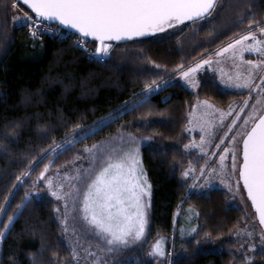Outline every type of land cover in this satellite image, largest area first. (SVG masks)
Instances as JSON below:
<instances>
[{
    "label": "trees",
    "instance_id": "trees-1",
    "mask_svg": "<svg viewBox=\"0 0 264 264\" xmlns=\"http://www.w3.org/2000/svg\"><path fill=\"white\" fill-rule=\"evenodd\" d=\"M12 3L0 0V232L9 223L0 239V264H33V255L36 264L71 263L55 201L43 192L40 173L45 165L48 171L69 167L87 147L121 133L155 140L138 148L150 185L146 230L121 264H168L171 256V264H241L243 258L226 248L183 247L196 237L229 236L241 224L242 211L228 205L221 190L190 187L183 171L197 168L200 158L186 152L181 139L196 97L226 108L246 92L222 88L205 64L189 79L177 75L244 30L264 26V0H218L211 17L167 34L109 43L100 62L73 46L75 35L31 38L25 22L14 25ZM153 81L151 89L145 87ZM159 237L166 241L162 257L150 252Z\"/></svg>",
    "mask_w": 264,
    "mask_h": 264
},
{
    "label": "rangeland",
    "instance_id": "rangeland-1",
    "mask_svg": "<svg viewBox=\"0 0 264 264\" xmlns=\"http://www.w3.org/2000/svg\"><path fill=\"white\" fill-rule=\"evenodd\" d=\"M13 11L15 14L14 25L24 23L23 20L16 19V17L24 16L21 10L14 7ZM170 29L167 28L161 33L167 34ZM248 31L256 33L258 39L264 40V35L260 34L257 27L248 28L241 32V35H246ZM239 37L236 39H239ZM247 43H252L251 38ZM219 51L220 49L208 57L207 60L210 63L205 64L203 69L213 74L222 88L236 92H246V95L234 100L226 108H218L200 97L195 98L193 106L188 112L181 147L186 152L195 153L200 159L198 167H187L183 173L187 170L188 175L183 174V176L190 181V187L194 190L218 189L225 192L227 204L241 209L242 222L227 237L221 239L196 237L195 244H184L183 247L186 250L197 249L205 252L219 251L226 248L243 258L241 264H264V232L257 224L238 177L241 140L253 121L264 111V79H262L264 77V63H259L264 61V54L250 51L247 48L241 50L239 47L235 48L236 55H233V50L217 55ZM247 61H256L259 66L253 67L247 64ZM249 69L252 71V79L248 85L238 87L234 79L229 80V77L234 78L237 72L246 76ZM157 88L155 86L153 90H157ZM151 93L152 91L147 92L144 97ZM203 101H207L208 105L213 107L209 108L208 105L202 103ZM222 113L224 114L223 119H221ZM208 120L212 121L211 136L208 135L207 131H201V126ZM234 120L235 123H233ZM202 135L205 136L206 141H210L203 144L205 149L203 152L199 147ZM233 137H235V140H233ZM144 141L154 143L155 140L153 138L142 139L135 134L121 133L106 141L87 147L86 149L90 151L85 150L83 156L73 165L56 171L47 170L44 171L43 177L40 176V182L44 186L43 192L55 201L56 217L61 227V239L70 251L74 248L78 254L76 257L72 255L70 264H121L143 239L144 234L139 240H132L126 245H109L104 234L98 232L95 226L90 223V217L85 218L83 198L88 185L91 184L92 180L107 163H115L122 159L125 153L138 150L139 145ZM186 144L191 146L185 148L184 145ZM225 148L229 149L228 153H224ZM232 150H235L237 170L235 174L227 175L228 172H231ZM222 153L225 155V175L211 174L208 169H219ZM202 168L204 169L203 175L201 174ZM137 174L143 176V173L138 172ZM205 177L210 178V184H208ZM48 180L52 181L51 189L47 183ZM206 184H208L207 187H205ZM53 191L58 192L59 196H53ZM65 200H67V207L65 206ZM143 203L146 205L147 219L150 195L145 194ZM186 222L187 220H183L182 224L184 225ZM8 225L9 223L7 227L4 226L1 230L3 234ZM2 236H0V239ZM193 237H195V234ZM157 240L160 241L165 252L166 241L163 237H159L152 243L150 252L152 255L162 257L152 251V246ZM228 240L231 242L225 245ZM173 258L174 256L169 257L168 264H171Z\"/></svg>",
    "mask_w": 264,
    "mask_h": 264
},
{
    "label": "snow or ice",
    "instance_id": "snow-or-ice-1",
    "mask_svg": "<svg viewBox=\"0 0 264 264\" xmlns=\"http://www.w3.org/2000/svg\"><path fill=\"white\" fill-rule=\"evenodd\" d=\"M23 3L30 5L35 19L29 17L27 13L23 17H16V19L23 20L25 24L34 25L30 32L33 38L38 37L42 21L58 20L61 24L77 30L79 37L75 44L83 45V38L86 36L95 37L99 41L95 52L102 57L109 52L111 47L106 43V40L142 36L149 32L163 31L165 27H172L174 24H181L184 21H196L211 17L217 9L218 0H23ZM12 6H16L15 0H13ZM220 6L223 7V4L221 3ZM251 24L252 22H250ZM253 26L259 29L260 34L264 35V26L261 24ZM59 35L67 38L70 33L62 32ZM249 38H251V44L247 43ZM236 47L264 54V40L258 39L256 33L248 31L246 35H241L239 39H234L226 47H222L217 55L229 50H233V55H236ZM208 63L210 61L202 60L194 67L188 68L182 75L189 79L190 73H195L201 65ZM246 63L258 67L259 63H264V61L259 63L247 61ZM233 79L238 87L248 85L252 79V71L249 69L246 76L237 72L234 78L229 77L230 81ZM154 84L153 81V84L145 85V87L151 89ZM202 103L208 105L207 101ZM208 107L213 106L208 105ZM223 115L222 113L221 119H223ZM245 119L247 120V118ZM211 128L212 121L208 120L201 126V131H207L211 136ZM205 142L210 141H206L205 136L202 135L199 145L202 152L205 151L203 147ZM190 146V144L184 145L185 148ZM85 150L90 151L89 149ZM228 152L229 149L225 148L224 153ZM224 161L225 155L222 153L219 169H208V171L214 175H225ZM242 161L239 165V178L243 180L247 194L259 215L260 223L264 224V115H261L255 121V126L243 136ZM140 163L138 150L125 153L119 161L107 163L88 185L87 192L84 194V216L85 218L90 217V223L95 226L98 232L104 234L109 245H126L132 240H139L144 234L147 219L143 197L145 194L150 195V185H148L146 177L137 174L143 172ZM47 168L48 165H45V171ZM236 170V154L235 150H232L231 172H228L227 175L235 174ZM203 172L202 168V175ZM183 174L188 175V171L186 170ZM40 176L43 177L44 172H41ZM17 179L19 180L20 177ZM205 179L208 184L211 183L209 177H205ZM47 183L51 189L52 181L48 180ZM229 187L231 189L230 184ZM52 195L59 196V193L53 191ZM65 206L67 207V200H65ZM11 220L12 217H9L10 222ZM192 231L195 232L196 229L193 228ZM2 235L3 233L0 232V236ZM152 251L160 256L165 255L159 240L152 246ZM72 255L73 257L78 255L74 248ZM32 260L33 264H36L35 255Z\"/></svg>",
    "mask_w": 264,
    "mask_h": 264
},
{
    "label": "water",
    "instance_id": "water-1",
    "mask_svg": "<svg viewBox=\"0 0 264 264\" xmlns=\"http://www.w3.org/2000/svg\"><path fill=\"white\" fill-rule=\"evenodd\" d=\"M25 9H27L31 14H33V15H35L34 14V12L32 11V9H31V7H30V5H26V4H24L23 3V0H17ZM46 21H48L49 23H51V24H54V25H57V26H59L60 28H62V29H64V30H67V31H69V32H71V33H74V34H76V35H79V33L77 32V30L76 29H73V28H70V27H68V26H66V25H63V24H61V22L60 21H58V20H46ZM190 22H193V21H184L183 23H181V24H174L172 27H177V26H180V25H183V24H186V23H190ZM172 27H165L163 30H165V29H167V28H172ZM162 31H157V32H149V33H146V34H144V35H142V36H136V37H124V38H122L121 40H114V39H110V40H106V43H125V42H128V41H131V40H135V39H138V38H144V37H149V36H154V35H156V34H159V33H161ZM85 39H87V40H90V41H98V40H96V38L95 37H92V36H86V37H84ZM99 42V41H98ZM106 56H108V54H106ZM261 115H264V111L256 118V120L255 121H257L258 120V118L261 116ZM255 121L253 122V124L251 125V127L247 130V131H250L251 130V128L252 127H254L255 126ZM246 134V133H245ZM242 150H243V138H242V140H241V145H240V164L243 162L242 161ZM238 177H239V175H238ZM239 181H240V184H241V186H242V189H243V192H244V195H245V197H246V199L248 200V202H249V204H250V207H251V209H252V212L254 213V215H255V219H256V221H257V224L259 225V227L261 228V230L264 232V224H261L260 223V220H259V215H258V213H257V211H256V208L253 206V204H252V201H251V198L248 196V194H247V189L244 187V185H243V180H241L240 178H239Z\"/></svg>",
    "mask_w": 264,
    "mask_h": 264
},
{
    "label": "built area",
    "instance_id": "built-area-1",
    "mask_svg": "<svg viewBox=\"0 0 264 264\" xmlns=\"http://www.w3.org/2000/svg\"><path fill=\"white\" fill-rule=\"evenodd\" d=\"M30 17H32L33 19H35V16H30ZM25 25H26V29L28 31L29 36L31 38H33V36L30 35V32H31L32 28L34 27V25H32L30 23L29 24H25ZM45 29H47V30H45ZM62 32L63 33H70V32H68L66 30H63V29L57 27V26L51 25L50 23H48L45 20V21H42L41 26H39V31H38V37L37 38H42L44 36H47V37H51V38L52 37L53 38L56 37L58 39H65V38H63V37H61L59 35V33H62ZM70 35H73V34L70 33ZM67 37H69V35ZM78 37L79 36H75L74 37V40H73V46L74 47L79 48V49H82L83 48L84 50L86 48L85 52H86L87 57L89 59L96 60L98 62L103 61L104 55L101 57L100 54H97L95 52L96 47L99 45L98 43H96V45L93 48L92 47H89L86 44V42H85L84 39H83L84 40L83 45L75 44V41L78 39Z\"/></svg>",
    "mask_w": 264,
    "mask_h": 264
}]
</instances>
